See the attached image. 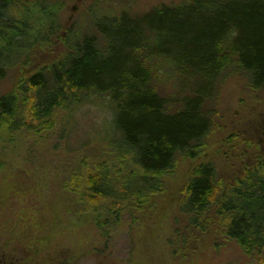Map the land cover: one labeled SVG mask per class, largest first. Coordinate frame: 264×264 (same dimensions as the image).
Segmentation results:
<instances>
[{"label":"trees","instance_id":"16d2710c","mask_svg":"<svg viewBox=\"0 0 264 264\" xmlns=\"http://www.w3.org/2000/svg\"><path fill=\"white\" fill-rule=\"evenodd\" d=\"M63 4L0 0V84L25 69L15 89L0 96V129L9 138L23 129L42 136L61 111L72 116L107 98L112 114L101 136L113 158L84 164L65 185L84 212L138 209L164 191L182 159H198L214 132L218 90L229 73L264 91V0H185L111 16L76 43L65 40L59 58L35 63L37 47L61 29ZM161 75L176 78L180 91L162 93ZM246 164L221 177L213 162L200 163L177 204L190 227L212 234L215 243L235 242L264 264V159Z\"/></svg>","mask_w":264,"mask_h":264},{"label":"rangeland","instance_id":"374dc122","mask_svg":"<svg viewBox=\"0 0 264 264\" xmlns=\"http://www.w3.org/2000/svg\"><path fill=\"white\" fill-rule=\"evenodd\" d=\"M184 1L62 0L61 29L52 43L37 47L32 60L59 58L67 51L65 40L76 43L111 16L140 15ZM20 74L10 72L0 84V96L15 89ZM156 84L168 97L181 86L163 75ZM111 114L109 100L97 98L72 116L61 111L54 129L42 136L23 129L9 138L0 129V264L262 263L235 242L215 243L212 234L190 227L177 198L202 162H213L222 177L239 174L259 155L264 159V91H253L242 74L229 73L218 90L215 129L206 151L196 160L182 159L166 178L164 191L138 209L129 205L118 215L106 209L91 214L65 185L73 174L85 171L84 164L111 162L112 148L101 136Z\"/></svg>","mask_w":264,"mask_h":264}]
</instances>
